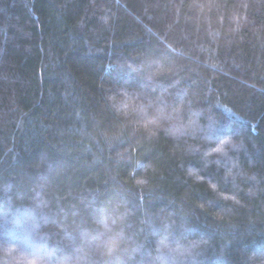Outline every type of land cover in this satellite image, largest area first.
<instances>
[{"label": "trees", "instance_id": "obj_1", "mask_svg": "<svg viewBox=\"0 0 264 264\" xmlns=\"http://www.w3.org/2000/svg\"><path fill=\"white\" fill-rule=\"evenodd\" d=\"M0 264H264V0H0Z\"/></svg>", "mask_w": 264, "mask_h": 264}, {"label": "snow or ice", "instance_id": "obj_2", "mask_svg": "<svg viewBox=\"0 0 264 264\" xmlns=\"http://www.w3.org/2000/svg\"><path fill=\"white\" fill-rule=\"evenodd\" d=\"M211 135H214V134H211ZM217 139H218V137H217ZM227 143H229V141H221V147H216V148L213 149V151L214 152H217V153H222L223 152V145L224 144H227ZM141 166L142 165H139V164L137 165V167H141ZM100 223H102V224L105 225V233H102L101 235H105L106 233H108V232L111 231V229L108 228V226H107V224L105 223L104 220H101ZM112 223L114 224L115 221H113ZM111 239H112L113 242H115V240L117 239V237H112ZM11 242L15 243V241H11ZM160 243H161V246L167 247V244H165L163 240ZM49 255H51V254L49 253Z\"/></svg>", "mask_w": 264, "mask_h": 264}, {"label": "rangeland", "instance_id": "obj_3", "mask_svg": "<svg viewBox=\"0 0 264 264\" xmlns=\"http://www.w3.org/2000/svg\"><path fill=\"white\" fill-rule=\"evenodd\" d=\"M19 237V236H18ZM20 238V237H19ZM37 250V251H36ZM34 250L35 254L38 253V249Z\"/></svg>", "mask_w": 264, "mask_h": 264}]
</instances>
